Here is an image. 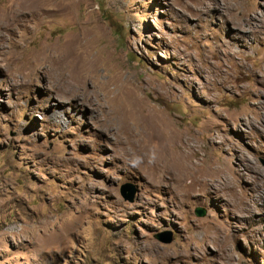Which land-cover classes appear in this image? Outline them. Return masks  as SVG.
I'll use <instances>...</instances> for the list:
<instances>
[{
  "label": "rangeland",
  "instance_id": "1",
  "mask_svg": "<svg viewBox=\"0 0 264 264\" xmlns=\"http://www.w3.org/2000/svg\"><path fill=\"white\" fill-rule=\"evenodd\" d=\"M0 264H264V0H0Z\"/></svg>",
  "mask_w": 264,
  "mask_h": 264
},
{
  "label": "water",
  "instance_id": "2",
  "mask_svg": "<svg viewBox=\"0 0 264 264\" xmlns=\"http://www.w3.org/2000/svg\"><path fill=\"white\" fill-rule=\"evenodd\" d=\"M135 195H136V190L134 188L129 193H127L126 190L123 193L125 200L130 201V202H134ZM197 215L199 217H203L205 215V211L202 209H199V210H197ZM157 238L163 243H171L172 242V236L165 238V236L159 235V236H157Z\"/></svg>",
  "mask_w": 264,
  "mask_h": 264
},
{
  "label": "bare ground",
  "instance_id": "3",
  "mask_svg": "<svg viewBox=\"0 0 264 264\" xmlns=\"http://www.w3.org/2000/svg\"><path fill=\"white\" fill-rule=\"evenodd\" d=\"M29 4H31L30 2H29ZM28 3L25 5V6H27V5H29ZM158 160V159H157ZM175 160V159H174ZM177 160V159H176ZM166 162V161H165ZM167 162H169V161H167ZM162 163V162H161ZM172 163V162H171ZM176 163V162H175ZM162 165H163V163H162ZM165 165V164H164ZM158 166V165H157ZM168 167V166H167ZM176 168V167H175ZM159 169V168H158ZM163 170H164V168H162ZM161 169V170H162ZM173 169H174V167H173ZM172 170V169H171ZM176 171H178V168L176 169ZM176 171H174V172H176ZM163 172V171H162ZM157 173V172H156ZM161 173V171H158V173L157 174H160ZM178 173V172H177ZM181 176V175H180ZM178 177V176H177ZM177 177H175V179H177ZM186 177V176H185ZM180 178V177H179ZM174 179V178H173ZM179 183V182H178ZM177 183V184H178Z\"/></svg>",
  "mask_w": 264,
  "mask_h": 264
}]
</instances>
